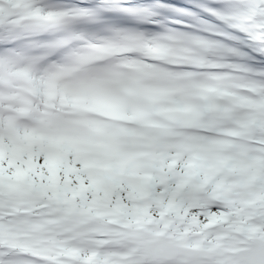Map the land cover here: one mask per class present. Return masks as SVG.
Masks as SVG:
<instances>
[{"label": "snow or ice", "instance_id": "1", "mask_svg": "<svg viewBox=\"0 0 264 264\" xmlns=\"http://www.w3.org/2000/svg\"><path fill=\"white\" fill-rule=\"evenodd\" d=\"M0 264H264V0H0Z\"/></svg>", "mask_w": 264, "mask_h": 264}]
</instances>
